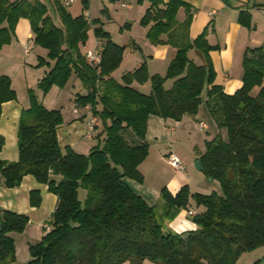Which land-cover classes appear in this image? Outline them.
I'll return each instance as SVG.
<instances>
[{"label": "trees", "instance_id": "obj_1", "mask_svg": "<svg viewBox=\"0 0 264 264\" xmlns=\"http://www.w3.org/2000/svg\"><path fill=\"white\" fill-rule=\"evenodd\" d=\"M146 1L141 22L149 24L147 37L155 45H171L174 56L164 76L151 75L142 61L118 81L112 72L125 45L114 42L97 20L91 21L93 31L103 42L96 47L100 62L93 65L82 52L90 22L83 13L73 16L65 0H48L59 23L44 0H0V49L13 39L18 20L28 19L33 44L47 52L38 57L37 66L49 68L38 87L46 93L76 74L86 93H78L75 103L88 105L104 125L92 134L99 143L88 154L69 146L62 149L57 138L60 110L47 108L28 88L29 105L22 109L17 127L18 159L0 157V176L6 187H15L32 175L48 185L57 205L49 229L29 245L25 264H142L145 259L156 264H234L242 251L264 245V43L245 49L242 83L226 93L214 81L209 56L218 46L208 43L205 29L189 38L194 8L184 0ZM82 4L88 7L87 0ZM180 8L182 20L177 18ZM239 21L248 25V13H241ZM192 48L203 53L205 64L188 56ZM168 79L172 84L166 87ZM146 81L151 85L148 93L132 84ZM204 89V101L220 132L206 141L199 159L206 177L217 179L222 192L192 193L183 185L172 194L164 187L160 202L150 205L126 181L143 180L138 166L149 152L148 118L179 121L197 115ZM15 99L11 78L0 74V115L2 104ZM3 144L0 134V151ZM80 187L86 190L84 203L78 197ZM33 194L38 199L36 190ZM191 198L204 205L192 215L196 228L173 231L168 223ZM27 223L25 214L0 209V264H17L10 232L24 230Z\"/></svg>", "mask_w": 264, "mask_h": 264}, {"label": "crops", "instance_id": "obj_2", "mask_svg": "<svg viewBox=\"0 0 264 264\" xmlns=\"http://www.w3.org/2000/svg\"><path fill=\"white\" fill-rule=\"evenodd\" d=\"M113 1H117L119 3V7L121 9H124V12H122L121 15L124 18L123 20H125L124 22L130 25L131 27V20L137 19V15L131 14L130 12V10L133 8V6L131 5V0ZM132 1L136 2L138 0ZM184 1L188 2L192 6V8H194L192 21L190 23L188 31L189 38L193 40L204 29L207 30L206 39L208 43L211 45L218 46V48L213 49L209 52L212 67L215 72L214 81L217 84H220L226 93H233L237 88L240 87L242 83V60L245 49L247 47H254L261 43H264V0ZM90 2L91 0H87L88 7ZM122 3H125L126 6H122ZM148 5L149 3L147 1H144L140 6L137 5L136 7L138 8V14L141 9L144 13ZM108 8L109 7L104 4L102 10L106 12L108 11V15L110 16ZM246 12L248 13V25L242 24L239 21L240 14H244ZM183 16V8H180L177 14L178 20H182ZM85 18L88 21L90 20V18L86 16ZM98 19L100 21V26H102V28L108 32V30L104 28L105 23L102 21V19L99 17ZM92 27H94V25H92ZM123 31H126L125 34L120 35V39H118L122 40L120 41L122 43H120L119 41H114L111 35L110 38L120 45H125V50L131 46V50H137V47L139 49L142 48L136 41L137 38L132 36L129 30L126 29ZM30 38H33L30 23L28 19L20 18L15 26L13 39L10 43L4 45L0 49V74H7L11 78V85L16 91V99L4 102L2 104L0 115V134L4 138V144L0 151V157L3 160L9 162L18 159V121L22 109L27 108L29 105L28 88L34 89V87L31 86L34 84L35 80L30 79L29 75L33 74L30 69H34V67H36V64L33 60L29 58L31 56L29 53L31 52V50L40 46H37L35 44L29 46L28 40ZM102 42V39L96 38V47L98 45H101ZM28 47L29 51L26 52V49ZM152 47L153 48H150L148 53L151 59H136L137 65L134 68L138 67L142 61H146L150 74H164V69L167 68L170 60L174 56L175 48L171 47L168 44L153 45ZM85 48L86 45L82 47V50H84ZM188 56L192 58L197 64L206 63L205 56L198 49H190L188 51ZM37 57L44 56L38 55ZM156 60L160 61L161 68L158 70L153 67L155 65L154 62ZM45 71H47V69ZM38 78L39 76H37V81L39 80ZM171 84V79L166 80L164 83L166 87L171 86ZM135 87L140 90L137 86ZM36 91L37 90L35 89V92ZM149 91L142 92L148 93ZM37 93L39 94V92ZM44 98L45 94L43 96V99ZM54 106L56 105H50L46 107L59 109L61 112V108H56ZM201 106L202 105L200 104L199 108ZM83 109L84 112H78L80 115L78 119H83L89 111L88 108ZM78 113L73 112V114L75 115H77ZM205 120V112L202 108L201 110L199 109L197 115H185L179 121L163 119L154 115L150 116L148 118L146 136L147 134H149L151 128L152 139L149 142V152L147 157L138 166L139 171L144 175L146 174L145 167L150 159L152 146H154L156 149V157L158 159L162 156V159L166 161L167 156L170 154L175 155L178 158L180 157L179 149H177L175 145L173 146L171 142L168 146H164V142L162 141V139H160L157 130L166 131V133L170 135V138L176 139L175 137L179 136L180 138L181 134H186L190 136L192 132H195L197 128L199 132H205V141H208L212 139L216 134H218L220 130L218 132L214 128L209 129L211 128L210 126H214L215 123L212 122L213 124H207L205 123ZM200 121H202L206 125L205 128H200ZM70 125H72V123ZM74 125L75 130L78 124L75 123ZM65 128L68 129L69 127H64L63 124H61L57 128V138L60 143V147L64 149L65 146H69L76 152L83 153L76 149V141H74L76 140V135H74L73 138L70 139L64 136L65 134L63 131ZM95 132H98V130ZM210 132H212L213 134L211 133L212 135H210ZM221 133L223 135V132ZM201 146L203 147L199 140L193 146V151L198 154L197 159H199L200 154L204 152L203 149L201 150ZM173 181L176 183L174 187H170V183L166 184L165 187L172 194H174L183 185H187L189 187L190 192H196L193 191V188L196 184L192 183L183 174H181V171L177 170ZM34 190H36V192L39 194L38 199L36 194L32 195V191ZM135 192L140 194L144 199L146 198L141 192ZM56 205V195L49 191L47 184L39 183L32 175H25L22 178L20 184L15 187H6L4 185L3 178L0 176V209L25 214L28 217V223L26 224V227L24 229V237L26 239L27 247H29L30 244L40 241L42 236L45 234L42 224L50 217ZM192 210L195 211L194 209ZM178 215L168 223V227L170 229L176 232H184L196 228V225L190 220V218L186 216L185 212L183 214Z\"/></svg>", "mask_w": 264, "mask_h": 264}, {"label": "rangeland", "instance_id": "obj_3", "mask_svg": "<svg viewBox=\"0 0 264 264\" xmlns=\"http://www.w3.org/2000/svg\"><path fill=\"white\" fill-rule=\"evenodd\" d=\"M47 3V10L52 19L59 23V17L56 13V11L53 9L52 5L48 2V0H44ZM126 1V0H125ZM130 1V0H129ZM146 1V0H144ZM144 1H132L131 5L133 8L130 10L131 14L137 15L136 20H131L132 26L126 24L123 20V16L121 15L122 12H124V9H121L119 7V3L117 1L113 0H91L89 3V7L83 8L82 0H73L68 5V10L70 13L74 16L77 14L83 13L86 17L90 18L89 22V29H88V38L86 41V48L82 50L83 53H86L87 50L94 51L96 47V37L93 31V27L91 21L97 20L100 25V21L98 19L101 18L102 21L105 23L104 28L110 32L109 34L113 37L112 39L114 41H122L118 40L120 39V35H124L126 31L123 30H129L131 35L137 38L138 44L142 47L139 49L137 47V50H131V47H128L122 55L121 62L119 66L112 72V75L115 79L118 81H121V76L124 72L133 70L134 67L137 65V60H143V59H151V57L148 55L150 48H153V44L149 38L147 37V30L149 27L148 25H145L141 22V17L143 15V11L139 9L138 14V8L137 5L140 6ZM137 3V4H136ZM104 4L108 6L110 16L108 15V11L102 10L104 7ZM123 31V32H122ZM122 32V33H121ZM126 36V35H125ZM122 43V42H120ZM159 45V44H156ZM169 45V44H168ZM171 46V45H170ZM172 47V46H171ZM31 56L29 57L31 60L34 61L36 64V67L34 69H30V71L33 74H30L29 77L32 80H35L34 84L31 87H34L37 90L35 93L39 97V99L43 102L44 105L47 107L50 105H56L54 107L61 108V115H62V124L64 127H69L68 129H64V136L70 138H73L74 135H76V149L78 151L83 152L84 154H88L90 149L99 143L98 138L91 137L92 134L95 131H101L104 127L103 122L101 119L98 120V126L96 129L92 128L89 132V114L90 111L87 112L86 116L83 119L79 118V113L77 115L73 114V109L75 108V96L79 94H85L86 88L83 86L80 78L72 73L66 83L63 86H57L53 85L49 88V90L46 93H43V91L38 87V82L42 78V76L45 73V70L49 69L47 64H41L37 66L38 64V55H42L46 57V50L42 47H36L35 49L31 50L29 53ZM137 59V60H136ZM50 62H52L50 60ZM155 65L153 66L157 70L161 68L160 61L156 60ZM147 64V62H146ZM148 67V65H147ZM152 67V68H153ZM167 68L164 69V74H159L161 76H164L166 74ZM152 74V73H151ZM37 76H39V80L37 81ZM134 86H137L142 91H149L150 89V81H146L143 83L133 82ZM39 92V94L37 93ZM202 103L201 107L199 108L201 110L204 109L205 112V118L207 124H213L215 125L209 129H215L219 132V128L210 115L207 105L204 101L206 90L202 92ZM45 94V98L43 99V96ZM100 107V105L98 106ZM84 107H78L79 111L84 112ZM82 109V110H81ZM77 118V119H76ZM72 123V125H70ZM75 123H77V127L74 130ZM69 125V126H67ZM212 131V130H208ZM157 133L164 142V146H168L171 142L172 145L176 146L177 149H179L180 157L179 159L183 162L185 169L181 171V174H183L187 179H189L192 183L196 184L193 188V191L202 193V194H209L213 191L217 193L222 192V187L220 182L217 179L208 180V177L204 174L203 171L198 170L194 162L197 160L198 154L195 153L193 146L195 143L199 140L203 147V151L206 150V134L205 132H199L196 128L195 132H192V134L184 135L181 134L180 138L179 136L175 137L176 139L170 138V135L166 133V131L163 130H157ZM212 132H210V135ZM198 136V137H196ZM185 137V138H184ZM127 138H129L127 134ZM152 139L151 134V128L149 131V134L146 136V140L150 142ZM161 156L159 159L156 157V149L154 146L151 148V156L148 161V164L145 167L146 174H143V180L137 181L132 178H126L127 183L130 185V187L134 191H139L143 194L144 197H146L147 203L150 205H156L160 202L161 192L164 187H166V184L170 183V187H174L176 183L173 181V178L175 177V174L177 173V170L175 171L173 167L168 163L167 158L166 161L162 159ZM165 163H164V162ZM167 189V188H166ZM168 190V189H167ZM176 191V190H175ZM86 196V190L82 187L78 189V197L82 203L85 201ZM194 209L196 212H202L204 210L203 204H197L194 199L191 198L189 201L187 208H181L176 216L178 214H183L185 212L186 216L190 218L192 221L193 217L188 213V210ZM175 216V217H176ZM179 216V215H178ZM194 223V222H193ZM195 224V223H194ZM171 225V224H170ZM196 225V224H195ZM25 229V228H24ZM13 242H14V257L15 262L17 264H25L30 259L29 249L26 244V239L24 237L25 231H12L10 232ZM36 241V240H35ZM121 264H128L127 262H123ZM142 264H156L154 261L145 259ZM234 264H264V245L256 246L252 249L242 251L238 257L235 260Z\"/></svg>", "mask_w": 264, "mask_h": 264}, {"label": "built area", "instance_id": "obj_4", "mask_svg": "<svg viewBox=\"0 0 264 264\" xmlns=\"http://www.w3.org/2000/svg\"><path fill=\"white\" fill-rule=\"evenodd\" d=\"M72 1L73 0H65V4H70ZM121 5L126 6L125 3H122ZM28 43H29V46H31L33 44V38H30L28 40ZM28 51H29V47L26 49V52H28ZM85 56H86L87 60L93 65H96L100 62V55H99V51L97 48H95L94 51L87 50L85 53ZM78 107H79V105L77 103H75V108L73 109L74 113L79 112ZM85 108H89V106L86 105ZM97 122H98L97 118L90 113L89 114V122H88V126H89L88 132L92 128L95 129ZM199 126L202 129L206 127V125L202 121L199 122ZM167 161L175 170L182 171L185 169L183 162L178 157H176L175 155H172V154L168 155ZM188 213L190 215H194L195 211L189 210ZM42 227L44 228V230L49 229V218L42 224Z\"/></svg>", "mask_w": 264, "mask_h": 264}, {"label": "water", "instance_id": "obj_5", "mask_svg": "<svg viewBox=\"0 0 264 264\" xmlns=\"http://www.w3.org/2000/svg\"><path fill=\"white\" fill-rule=\"evenodd\" d=\"M194 165H195V167H196L198 170H200V171H204L200 159H197V160L194 162ZM208 180H212V179H211L210 177H208Z\"/></svg>", "mask_w": 264, "mask_h": 264}]
</instances>
